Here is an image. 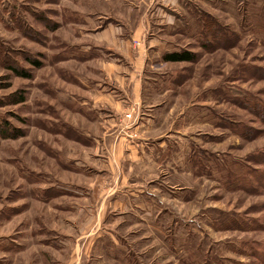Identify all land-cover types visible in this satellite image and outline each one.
Returning <instances> with one entry per match:
<instances>
[{
    "label": "rangeland",
    "instance_id": "1",
    "mask_svg": "<svg viewBox=\"0 0 264 264\" xmlns=\"http://www.w3.org/2000/svg\"><path fill=\"white\" fill-rule=\"evenodd\" d=\"M0 264H264V0H0Z\"/></svg>",
    "mask_w": 264,
    "mask_h": 264
},
{
    "label": "trees",
    "instance_id": "2",
    "mask_svg": "<svg viewBox=\"0 0 264 264\" xmlns=\"http://www.w3.org/2000/svg\"><path fill=\"white\" fill-rule=\"evenodd\" d=\"M192 59L193 56L189 52H184V53L174 52V53L166 54L163 58V60L168 63L191 62Z\"/></svg>",
    "mask_w": 264,
    "mask_h": 264
},
{
    "label": "built area",
    "instance_id": "3",
    "mask_svg": "<svg viewBox=\"0 0 264 264\" xmlns=\"http://www.w3.org/2000/svg\"><path fill=\"white\" fill-rule=\"evenodd\" d=\"M127 117L129 118V115H127Z\"/></svg>",
    "mask_w": 264,
    "mask_h": 264
}]
</instances>
